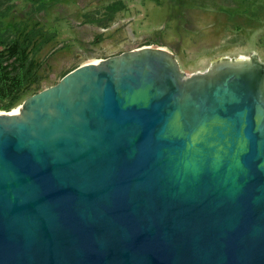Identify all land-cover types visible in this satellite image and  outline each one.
Returning <instances> with one entry per match:
<instances>
[{"label":"water","instance_id":"water-1","mask_svg":"<svg viewBox=\"0 0 264 264\" xmlns=\"http://www.w3.org/2000/svg\"><path fill=\"white\" fill-rule=\"evenodd\" d=\"M87 63L0 113V264H264V62Z\"/></svg>","mask_w":264,"mask_h":264},{"label":"rangeland","instance_id":"rangeland-1","mask_svg":"<svg viewBox=\"0 0 264 264\" xmlns=\"http://www.w3.org/2000/svg\"><path fill=\"white\" fill-rule=\"evenodd\" d=\"M116 4L108 21L107 7ZM7 6L17 16L40 11L44 28L59 33L57 46L37 56L47 61L39 92L81 65L141 47L174 54L186 75L224 57L257 54L264 62V0H10Z\"/></svg>","mask_w":264,"mask_h":264},{"label":"trees","instance_id":"trees-1","mask_svg":"<svg viewBox=\"0 0 264 264\" xmlns=\"http://www.w3.org/2000/svg\"><path fill=\"white\" fill-rule=\"evenodd\" d=\"M9 1H0V110L4 111L23 104L25 99L39 92L36 82L42 76L40 72L46 69L47 61L37 56L55 48L60 39L58 31L44 28L37 16L40 11L32 9L17 16L15 6L2 8L3 3ZM117 6L107 7L108 21L115 17Z\"/></svg>","mask_w":264,"mask_h":264},{"label":"bare ground","instance_id":"bare-ground-1","mask_svg":"<svg viewBox=\"0 0 264 264\" xmlns=\"http://www.w3.org/2000/svg\"><path fill=\"white\" fill-rule=\"evenodd\" d=\"M100 60H98L97 62H99ZM97 62H94V63H97ZM93 63V64H94ZM19 112V109H17L16 111H14V112H11V113H4V114H8V115H15V114H17Z\"/></svg>","mask_w":264,"mask_h":264}]
</instances>
